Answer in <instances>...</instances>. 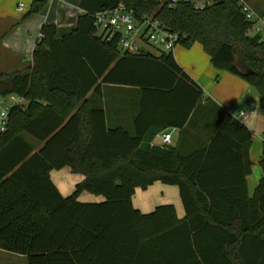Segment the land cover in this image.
<instances>
[{
  "label": "trees",
  "instance_id": "1",
  "mask_svg": "<svg viewBox=\"0 0 264 264\" xmlns=\"http://www.w3.org/2000/svg\"><path fill=\"white\" fill-rule=\"evenodd\" d=\"M47 2L33 0L28 14ZM120 3L159 20L182 46L200 43L215 67L258 91L264 110V41L250 35L239 0L202 8L192 0H81L76 29L57 39L56 25H43L32 61L0 72V98L27 102L9 108L0 132V249L27 264H264V134L252 196V137L235 119L186 154L154 146L162 127L187 122L203 90L172 52L122 53L116 39L102 41L95 14ZM101 83L140 87L134 133L108 127L103 107L92 106L88 95L102 96ZM180 101L177 121L165 108ZM164 114L170 121L157 122ZM65 167L84 176L67 196L51 178ZM156 181L178 186L184 217L173 204L150 212L134 205L137 189ZM83 192L101 199L80 200Z\"/></svg>",
  "mask_w": 264,
  "mask_h": 264
},
{
  "label": "crops",
  "instance_id": "2",
  "mask_svg": "<svg viewBox=\"0 0 264 264\" xmlns=\"http://www.w3.org/2000/svg\"><path fill=\"white\" fill-rule=\"evenodd\" d=\"M81 0H48L46 6L35 14H28L33 0H0V72L17 65L32 61V53L41 39L43 25L55 24L56 38L71 33L77 27L78 19L84 14L80 8ZM24 4V10L19 11V4ZM176 62L202 88L203 99L191 111L187 122L182 126L166 125L154 137L152 144L165 149H175L186 154L196 148L208 146L213 136L218 133L224 123L233 118L244 125L250 132L252 143L249 156L252 160L251 172L246 176V184L250 196L254 194L263 174L259 160L263 151L264 110L261 108L260 95L250 83L225 69L217 68L211 62L210 56L203 46L196 42L191 47L176 48L173 52ZM102 96L99 98L91 91L88 95L91 104L101 105L105 112L108 127H123L131 133L135 130V118L140 112V87L101 83ZM8 98V97H7ZM23 99L24 104L27 102ZM181 106H166L173 110V119L179 121L186 110V101ZM21 103V104H22ZM184 105V106H183ZM254 105V112H249ZM240 110L248 113L246 118L237 119ZM152 118V117H151ZM159 123L170 121L167 114L156 118ZM171 134V142L163 144L160 135ZM227 140H224L226 143ZM229 142V141H227ZM226 158L229 151L225 152ZM70 167L53 170L51 178L62 195L73 192L75 185L84 176L76 175ZM224 182L227 183L226 167ZM149 195L147 201L143 198L135 203L138 193ZM83 201L99 200L98 196L83 192ZM134 205L143 212H150L156 206L173 204L177 215L184 217V208L177 185L154 182L147 189H137L133 196ZM14 253L0 249V261L12 260ZM16 254V253H15Z\"/></svg>",
  "mask_w": 264,
  "mask_h": 264
},
{
  "label": "built area",
  "instance_id": "3",
  "mask_svg": "<svg viewBox=\"0 0 264 264\" xmlns=\"http://www.w3.org/2000/svg\"><path fill=\"white\" fill-rule=\"evenodd\" d=\"M175 1V0H173ZM195 8H202L205 0H192ZM242 12L245 17L252 23L250 28L251 36H259L264 41V14H258L245 1L239 0ZM17 10H24V4L21 3ZM95 33L102 41L111 42L117 40L118 46L129 53L145 54L152 53L146 46L158 51L159 55L163 52H174L180 44V37L176 32L170 31L159 20L150 16L138 18L132 9H128L123 3L113 8L101 10L95 14L94 19ZM43 38V34L40 35ZM22 97L10 95L9 100L14 104H21ZM10 106V107H11ZM4 108L0 114V132L4 129L9 113V108ZM254 105L250 106L249 112H254ZM248 116L245 110H240L237 119H243ZM162 143L171 142V134L164 133L160 135Z\"/></svg>",
  "mask_w": 264,
  "mask_h": 264
},
{
  "label": "rangeland",
  "instance_id": "4",
  "mask_svg": "<svg viewBox=\"0 0 264 264\" xmlns=\"http://www.w3.org/2000/svg\"><path fill=\"white\" fill-rule=\"evenodd\" d=\"M251 7L252 9L257 12L258 14H264V0H245ZM182 48V45H178L177 48ZM146 49H149L150 51H152L154 54H158V51L151 48L150 46H146ZM123 53V50H122ZM23 102V99H22ZM25 102V101H24ZM12 104V102L9 100L8 98H0V114L2 113L4 108H8L10 107ZM34 141V140H33ZM78 175V174H76ZM74 190V188H73ZM148 196V198L145 195L140 194V192L138 193V195L135 196V203L138 202L139 200L141 201L143 198L147 201V199H151V195L152 192L150 193H146ZM98 199L100 200L101 197L98 196ZM97 201V200H95ZM14 257H12V260L9 261H0V264H27V258L24 255H20V254H13Z\"/></svg>",
  "mask_w": 264,
  "mask_h": 264
}]
</instances>
